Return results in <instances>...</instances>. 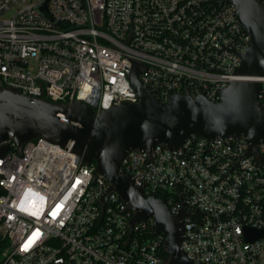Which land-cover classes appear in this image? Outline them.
<instances>
[{"label": "built area", "instance_id": "built-area-1", "mask_svg": "<svg viewBox=\"0 0 264 264\" xmlns=\"http://www.w3.org/2000/svg\"><path fill=\"white\" fill-rule=\"evenodd\" d=\"M264 4V0H258ZM250 35L226 0H0V90L96 114L137 102L129 76L161 101L218 102ZM0 264H167L165 235L67 147L45 138L2 141ZM191 134L182 147L131 150L122 167L171 214L185 207L181 246L194 264H264V143ZM261 235L247 239L246 231ZM164 250V252H163Z\"/></svg>", "mask_w": 264, "mask_h": 264}, {"label": "water", "instance_id": "water-1", "mask_svg": "<svg viewBox=\"0 0 264 264\" xmlns=\"http://www.w3.org/2000/svg\"><path fill=\"white\" fill-rule=\"evenodd\" d=\"M226 1L236 7L238 19L250 35L236 74L264 76V4L258 0ZM138 74L135 63L129 79L137 102L122 101L98 114L81 100L65 106L0 90V156L7 151V145L1 143L9 137L19 149L40 137L64 147L72 144L82 162H95L94 174L109 182L107 192H116L128 203L133 211L131 223L152 218L154 233L165 235L167 264H194L181 246L183 218L188 214L185 207L173 215L163 198L145 196L143 188L136 186L122 167V161L131 150L158 144L178 149L191 134L206 139L244 136L249 150L264 143V109L258 100L261 84L233 81L222 90L218 102L186 93L161 101L141 83ZM260 235V231H246L247 239Z\"/></svg>", "mask_w": 264, "mask_h": 264}, {"label": "rangeland", "instance_id": "rangeland-1", "mask_svg": "<svg viewBox=\"0 0 264 264\" xmlns=\"http://www.w3.org/2000/svg\"><path fill=\"white\" fill-rule=\"evenodd\" d=\"M5 246H6L5 243L0 242V257H1V255H2V251L4 250Z\"/></svg>", "mask_w": 264, "mask_h": 264}, {"label": "trees", "instance_id": "trees-1", "mask_svg": "<svg viewBox=\"0 0 264 264\" xmlns=\"http://www.w3.org/2000/svg\"><path fill=\"white\" fill-rule=\"evenodd\" d=\"M163 252H164V250H163ZM164 254L168 256V254L166 252H164Z\"/></svg>", "mask_w": 264, "mask_h": 264}]
</instances>
